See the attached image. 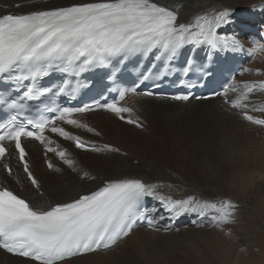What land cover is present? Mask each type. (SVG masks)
<instances>
[{
    "label": "bare ground",
    "instance_id": "obj_1",
    "mask_svg": "<svg viewBox=\"0 0 264 264\" xmlns=\"http://www.w3.org/2000/svg\"><path fill=\"white\" fill-rule=\"evenodd\" d=\"M85 2L97 0H0V17L7 13L21 15ZM154 2L174 11L178 17L177 24L191 25L193 33L200 31L198 24L212 19L221 11H228L225 22L216 32L226 43H221L217 49L228 48L242 53L244 62L241 73L224 94L230 100H236L246 92L245 85L252 87L254 90L248 94L247 100L242 101L247 107L241 110L264 119V0ZM193 43L203 48L209 42L199 36ZM253 53L255 56H252ZM124 107L130 108L134 112L131 117L139 119L146 129L144 132L129 130L134 140L143 139L140 146L132 143L124 124L114 114L104 110L79 114L77 120L87 127L68 125V130L75 136L83 135L82 139L95 142L101 150L81 151L56 136L51 137L55 139L51 145L67 147L68 158L74 161L80 174H85L83 179L79 178L77 171L70 172V167L54 153H47L46 158L56 171L47 170L42 159L44 144L38 151L37 142L26 139L24 144L30 170L38 181V189L43 190L42 195L36 194L25 181V174L18 170V165L19 169L22 167L13 151L9 152L10 159L7 161L11 174L0 168V187L6 186L33 207L47 210L53 204L68 203L77 199L79 194L98 189L106 179L138 178L159 185L157 191L164 197L185 199L194 196L198 201L214 202L217 206L222 201H231L235 205L231 222L214 223L213 218L218 213L210 207L203 209V215L197 211L173 217L166 212L159 198L146 197L147 218L154 221L153 228L138 226L108 249L67 258L59 264H223L234 252L236 260L233 264H240L243 254L238 252V248L242 246L249 259L250 248L254 247L250 234L252 224L244 215V208L256 212L255 207L260 205L255 196L250 199L261 186L259 177H264V125L246 120L238 108H232L220 96L175 101L133 93L124 100ZM178 111L188 114L178 118L175 115ZM190 113H195V117L188 122ZM146 120L149 126L145 124ZM88 128L94 131L90 132ZM223 131L226 136L222 135ZM104 145L139 153L135 158L138 162L131 163L125 158L113 156L118 152L102 150ZM157 146L169 164L175 163L176 167L171 165L170 168L166 161H159V157L154 155ZM100 157H110L113 166L110 175L103 174L104 169L97 165ZM196 160L199 162L194 164ZM192 173L203 177L206 188L210 187L212 191L196 185ZM18 175L20 179L16 182L13 177ZM261 224L264 226L263 220ZM246 230L249 232L246 233ZM240 239L244 240L241 244ZM0 264L38 263L9 255L0 249Z\"/></svg>",
    "mask_w": 264,
    "mask_h": 264
},
{
    "label": "snow or ice",
    "instance_id": "obj_2",
    "mask_svg": "<svg viewBox=\"0 0 264 264\" xmlns=\"http://www.w3.org/2000/svg\"><path fill=\"white\" fill-rule=\"evenodd\" d=\"M227 16V10L221 11L212 19L198 24L200 31L193 33L191 25H178L177 14L154 0H97L21 15H4L0 17V78L7 76L14 81L18 86L12 91L21 94V99L0 97V104L10 100L8 106L11 109L23 110L27 107L25 101H39L49 95L52 90L40 87L36 81L49 75V69L57 65H65L66 71L70 67L74 75L80 76L90 70L108 68L114 60L125 56L153 50H160L171 59L186 44L197 42L199 36H203L212 47H218L226 43L216 32ZM66 89L67 84L59 87L57 95H64ZM245 89L246 92L238 99L226 102L233 108H246L242 101L247 100L254 89L248 85ZM71 91L75 99L79 87ZM120 95L123 97L125 92ZM173 99L188 100L189 96L177 95ZM96 107L115 114L128 124L143 126L138 119L131 118L132 110L128 107L114 102ZM90 110L87 106L78 109L64 107L58 110V115L38 123H17V118L13 116L6 124H0V157H4L7 151L3 142H14L24 172L32 185L39 187L30 170L21 139L28 137L39 141L45 145L46 153L56 152L64 164L73 167L74 161L68 158L67 151L51 147L54 142L44 133L51 124V132L74 139L77 148L89 150L85 141L73 137L64 128L56 127L55 121L87 127L70 117L74 112ZM243 117L264 125V119L254 120L247 112L243 113ZM87 130L94 131L91 128ZM92 149L101 150L96 146ZM102 150L119 151L111 145H104ZM46 163L49 168L53 167L50 161ZM5 168L11 173L7 165ZM158 187L138 178L106 179L97 190L68 203H57L47 210L33 207L8 188L0 187V248L31 258L38 264H59L78 254L108 249L127 237L137 221L144 220L148 215L140 210L146 197L159 198L166 212L173 217L197 211L203 215V209L210 207L218 213L213 218L214 223L231 222L235 209L231 201H222L217 206L214 202L198 201L194 196L173 199L159 194ZM147 222L149 227L154 226L151 218Z\"/></svg>",
    "mask_w": 264,
    "mask_h": 264
},
{
    "label": "rangeland",
    "instance_id": "obj_3",
    "mask_svg": "<svg viewBox=\"0 0 264 264\" xmlns=\"http://www.w3.org/2000/svg\"><path fill=\"white\" fill-rule=\"evenodd\" d=\"M237 1H240V0H237ZM186 114H188V112H186V111H178V112H176L175 113V115H177V117L178 118H180V117H183V116H185ZM191 115L188 117V122L189 121H191L194 117H195V113H190ZM90 118V117H89ZM137 118V117H136ZM147 126H149V121L148 120H146V123H145ZM124 126H125V130H126V132H128V135H129V138H130V140L132 141V143H134L136 146H140V144H141V142H142V140L143 139H140V140H134L133 139V133L131 132V131H129V130H131V129H135V130H138V131H140V132H144L146 129L145 128H143V130H142V128H139V127H137V126H135V125H133V124H124ZM225 131H223V133H222V135L223 136H226L225 135ZM90 136H93V134L92 133H90ZM120 136V135H119ZM119 136H117V137H119ZM225 138V137H224ZM217 141V138H216V140H215V142ZM222 142L224 143L225 142V140H222ZM129 147H131L130 145H128ZM156 146V145H155ZM113 147V146H112ZM121 147H125V146H121ZM158 147V150L156 151V153L154 154L155 156H158L159 157V161L160 160H164V161H166L168 164H169V162H168V160H167V158H166V156L163 154V152L160 150V147L159 146H157ZM118 149H119V151H118V153L117 154H112L113 156H116V157H119V158H125V159H127L129 162H131V163H137L138 162V158L135 160V158L137 157V156H139L138 154H136V153H134L133 151H126V150H120V148L118 147ZM125 149H127V147H125ZM121 151V152H120ZM135 154V155H132V154ZM137 155V156H136ZM58 156V155H57ZM134 156V157H133ZM59 157V156H58ZM71 159V158H70ZM135 160V161H134ZM196 163H194V164H197V162H199V161H195ZM175 164V163H174ZM174 164H169V166H170V168L172 167L171 165H173V167H176V164L174 165ZM65 165V164H64ZM97 165L99 166V167H101V168H103L104 169V173L103 174H108V175H110L111 173H110V170L113 168V166L111 165V160H110V157H100V160L97 162ZM44 166L46 167V165L44 164ZM49 171H54L55 169H50V168H47ZM70 172H76V173H78L79 174V178L80 179H83L84 177V175L85 174H80L81 172H80V170L78 171L77 170V167L76 166H73V167H70L69 169H68ZM194 171V170H193ZM58 172V171H57ZM102 174V175H103ZM193 174H195V173H192V175ZM76 176V175H75ZM83 177V178H82ZM260 178V182H261V186L259 187V189L256 191V192H254L255 194H253V195H251V199L250 200H253L254 199V196L257 198V201H258V205L260 206H256L255 207V209H256V212H255V210H251V209H246V208H244V215L247 217V219L248 220H250L251 221V224H252V227H250V234L252 235V237H253V240H252V242H251V244L254 246V247H251L250 248V252H249V259H247L246 258V255H245V249L244 250H242V247H244V246H242V247H240V248H238V252L240 253L241 252V254H243L242 256H240L241 257V260H240V264H264V229H263V227L264 226H262V224H261V220H263V222H264V204H262V202H263V199H264V189H263V187H264V177H259ZM193 179H194V181H195V184L196 185H200V186H204L203 187V189L204 188H206L207 186H206V181H204L205 179L203 178V177H200L199 175H193ZM32 186V185H31ZM33 187V186H32ZM34 188V187H33ZM261 188V189H260ZM207 190H208V192H210V191H212L211 189H210V187H208V188H206ZM263 189V190H262ZM42 191V190H41ZM261 193H259V192ZM238 198V197H237ZM260 198V199H259ZM239 199V198H238ZM262 199V200H261ZM241 202H243L241 199H239ZM264 203V202H263ZM243 204H247L246 202H243ZM259 217V218H258ZM263 217V218H262ZM253 228V229H252ZM249 231L248 230H246V233H248ZM252 232V233H251ZM241 236L242 237H245V236H243L242 234H241ZM240 236V237H241ZM241 237V238H242ZM244 239V238H243ZM254 241V242H253ZM239 242H240V244L242 243V242H244V240H242L241 241V239L239 240ZM245 245V244H244ZM235 253V252H234ZM232 254V256L229 258V256L224 260V262H223V264H233V262L236 260V256H235V254ZM254 253V254H253ZM245 256V257H244Z\"/></svg>",
    "mask_w": 264,
    "mask_h": 264
}]
</instances>
